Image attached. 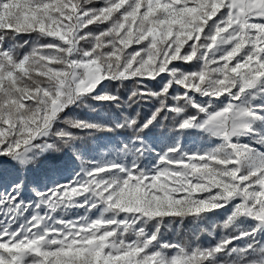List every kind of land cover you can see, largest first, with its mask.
Wrapping results in <instances>:
<instances>
[{
  "label": "snow or ice",
  "instance_id": "6c2138e0",
  "mask_svg": "<svg viewBox=\"0 0 264 264\" xmlns=\"http://www.w3.org/2000/svg\"><path fill=\"white\" fill-rule=\"evenodd\" d=\"M0 264H264V0H0Z\"/></svg>",
  "mask_w": 264,
  "mask_h": 264
},
{
  "label": "rangeland",
  "instance_id": "374dc122",
  "mask_svg": "<svg viewBox=\"0 0 264 264\" xmlns=\"http://www.w3.org/2000/svg\"><path fill=\"white\" fill-rule=\"evenodd\" d=\"M126 95V93H125ZM67 111V110H66ZM76 114L81 118V119H106L110 115H112V112H109L108 110H105L103 107H99L97 111L93 112L90 111L87 108H81L79 110L74 109ZM155 132H149L145 133V139L153 146L156 148H159L162 144L163 141L167 140L170 138L169 132L167 129H161L159 127H152ZM126 133H114V134H99L97 136H94L91 138V142L87 144H82V145H77L76 147L85 153L86 156L88 157H94L95 154L102 149H106V147L109 144L115 143L117 141V138L125 135ZM183 142L189 146H195L196 143H198V137L195 134H189L183 138ZM151 161V156H149L146 160L145 163H149ZM52 163H40L37 168L34 171V175L37 177L42 176L48 169V166ZM56 166L61 169L62 172L67 173L70 171L73 167H76L78 165V161L75 159V156L73 155L71 149H68L66 151L65 157L55 163ZM187 227V225H186ZM174 236V233H168L166 235V239H171ZM209 238L205 235L201 237L202 243L207 242Z\"/></svg>",
  "mask_w": 264,
  "mask_h": 264
},
{
  "label": "trees",
  "instance_id": "16d2710c",
  "mask_svg": "<svg viewBox=\"0 0 264 264\" xmlns=\"http://www.w3.org/2000/svg\"><path fill=\"white\" fill-rule=\"evenodd\" d=\"M79 110V109H76ZM109 112H111V110H108ZM161 129V128H160ZM156 130H154L153 128H150L148 130L145 131V133H149V132H155ZM161 131H163V129H161ZM125 133L123 131H117V132H113V133H106V134H114V133ZM105 132H98L95 134V136L99 135V134H103ZM91 142V138H85L83 140L77 141V145H82V144H89ZM69 148H65L63 149L61 152L59 153H55V152H51V153H46L42 158H41V162L44 164L47 163H57L59 161H61L65 155H66V151Z\"/></svg>",
  "mask_w": 264,
  "mask_h": 264
}]
</instances>
